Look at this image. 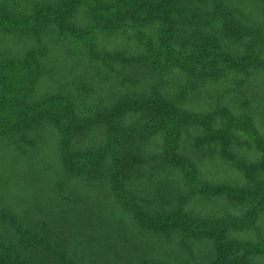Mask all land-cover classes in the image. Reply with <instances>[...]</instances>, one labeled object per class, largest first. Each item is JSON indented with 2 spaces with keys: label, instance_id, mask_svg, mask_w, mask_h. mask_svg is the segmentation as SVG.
<instances>
[{
  "label": "trees",
  "instance_id": "16d2710c",
  "mask_svg": "<svg viewBox=\"0 0 264 264\" xmlns=\"http://www.w3.org/2000/svg\"><path fill=\"white\" fill-rule=\"evenodd\" d=\"M0 264H264V0H0Z\"/></svg>",
  "mask_w": 264,
  "mask_h": 264
}]
</instances>
